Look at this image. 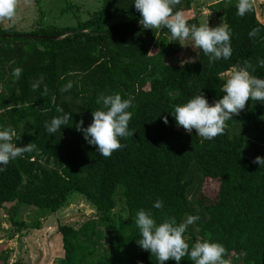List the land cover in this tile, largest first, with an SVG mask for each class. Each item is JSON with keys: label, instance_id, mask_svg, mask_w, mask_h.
<instances>
[{"label": "trees", "instance_id": "16d2710c", "mask_svg": "<svg viewBox=\"0 0 264 264\" xmlns=\"http://www.w3.org/2000/svg\"><path fill=\"white\" fill-rule=\"evenodd\" d=\"M194 1L181 0L174 12L189 11ZM134 2L101 0L98 11L76 26L45 25L39 14L27 32L0 27V130L13 128L18 146H36L0 171V210L12 205L7 212L19 227L12 213L21 206L52 214L74 192L88 203L92 217L76 228L57 227L63 256L52 264H159L137 243L141 209L157 224L198 216L185 233L190 249L197 241L216 242L227 249L229 264H264V166L252 163L264 157V102L249 100L212 140L195 129L187 133L172 115L201 92L213 105L224 95L225 74L245 61L256 68L253 75L264 78L258 63L264 60V24L255 7L240 17L238 0H218L208 9L231 30V58L209 63L198 49L194 63L175 66L165 58L178 53L179 41L166 28L144 29ZM187 22L200 26L196 16ZM17 67L23 69L19 79L12 75ZM41 76L43 83L33 91ZM69 81L73 87L61 92ZM117 93L134 97L129 130L136 133L119 138L125 147L105 158L75 126L80 120L85 128L92 123V112L102 108L96 103L101 94ZM57 107L71 120L49 134L44 125L62 115ZM203 178L218 182L212 200L197 193ZM157 200L162 209L153 207ZM0 259L7 264L6 257ZM179 264L194 262L186 256Z\"/></svg>", "mask_w": 264, "mask_h": 264}, {"label": "clouds", "instance_id": "9594fccd", "mask_svg": "<svg viewBox=\"0 0 264 264\" xmlns=\"http://www.w3.org/2000/svg\"><path fill=\"white\" fill-rule=\"evenodd\" d=\"M20 2L21 0H0V22L15 23ZM24 3L29 4L31 0H24ZM180 3L181 0H135L134 6L141 15L139 23L144 29L166 28L172 40L180 41L182 46H185L184 41L190 39L191 46L195 50L200 49L209 57V63L230 59L233 52L230 28L223 23L215 28H210L208 24L199 27L196 24L189 25L183 11L174 12V8ZM254 6L255 0H238L237 15L244 17L254 10ZM256 32L257 30L253 29L249 36H255ZM151 53L150 51L148 54ZM195 59L189 58L187 61H182L181 65L194 63ZM258 63L264 67V60H259ZM255 71L256 68L245 61L244 66L234 70L226 80L222 98L216 100L211 106L202 92L186 104L176 106L172 115L177 126L182 127L189 134L195 129L197 136L207 140L223 135L227 126L226 121L239 115L249 100L264 102V78L253 75L252 72ZM22 72L23 69L17 67L12 75L19 79ZM42 83L43 76L33 82V91L37 90ZM72 87L73 84L69 81L60 91H69ZM47 93V85H44L43 95ZM133 99L134 97L122 99L118 93L101 94L96 103L102 104V108L92 112V123L85 128L83 120H80L75 126L77 131L83 133L84 139L90 145H94L100 155L105 158L125 147L120 143L119 138H127L136 133L134 130H129L133 113L128 109L132 107ZM56 111L62 115L53 117L44 125L49 134H55L62 127L68 126L71 120V114L65 113L63 108L57 107ZM163 122L168 123L167 116L163 117ZM19 140L20 137L13 128L7 127L0 130V166H3L0 167V171H4L12 160L35 150L36 146L32 143L18 146L16 141ZM252 163L264 166V157L257 156ZM153 207L162 209L163 202L157 200ZM198 220V216L188 215L181 223H177L175 217H169L157 224L150 211L141 209L137 212L135 221L141 234L137 243L143 250L155 255L159 264H165L168 260H174L176 264H179L186 256L194 264H229V261L224 258L227 249L222 244L197 241L191 249L189 248L185 233L189 225Z\"/></svg>", "mask_w": 264, "mask_h": 264}, {"label": "rangeland", "instance_id": "374dc122", "mask_svg": "<svg viewBox=\"0 0 264 264\" xmlns=\"http://www.w3.org/2000/svg\"><path fill=\"white\" fill-rule=\"evenodd\" d=\"M215 1L217 0H195L191 5L192 10L187 12L189 18L199 12L201 25L208 24L210 28H215L224 24L222 19H217L208 9L207 4L215 3ZM100 5L101 0H31L29 4L21 0L15 23L0 22V27H14L19 31L27 32L37 24L39 14L45 25L76 26L78 22L89 19L94 12L98 11ZM254 7L258 21L264 24V0H255ZM183 44L185 46L180 44L178 53L165 58L166 63L177 66L189 58L197 59L198 49L195 50L191 46L192 41L189 39ZM156 51L155 48L151 50L152 54ZM233 71L227 72L226 78H229ZM246 108L247 105L244 109ZM196 189L197 193H202L212 200L216 197L218 182L203 178ZM11 206L5 205L6 211L0 210V257H6L7 264H52L55 258L63 256L61 237L57 227L68 225L76 228L94 214L88 203L74 192L68 195L65 206L52 214L33 206L17 208L12 213V215L15 213L13 218L23 224L17 227L12 224L10 214L7 212ZM34 224L38 225L39 229L34 228ZM1 262L0 259V264Z\"/></svg>", "mask_w": 264, "mask_h": 264}, {"label": "crops", "instance_id": "0c3cea01", "mask_svg": "<svg viewBox=\"0 0 264 264\" xmlns=\"http://www.w3.org/2000/svg\"><path fill=\"white\" fill-rule=\"evenodd\" d=\"M217 1H218V0H217ZM217 1H215V2H217ZM212 3H213V2H210V3H208L207 5L210 6ZM190 10H192V9H190ZM183 12H185V16H186L187 20H188V19H191V18H189L190 16H188V14H187L188 11H183ZM195 16L199 18V17H200V13L198 12L197 15H193L192 17H195ZM199 19H200V18H199ZM200 21H201V20H200ZM200 26H201V23H200Z\"/></svg>", "mask_w": 264, "mask_h": 264}]
</instances>
